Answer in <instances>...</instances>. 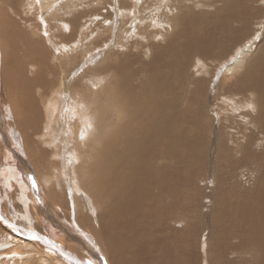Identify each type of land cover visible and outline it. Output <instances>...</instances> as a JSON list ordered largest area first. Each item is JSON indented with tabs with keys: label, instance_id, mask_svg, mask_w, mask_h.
I'll list each match as a JSON object with an SVG mask.
<instances>
[{
	"label": "bare ground",
	"instance_id": "1",
	"mask_svg": "<svg viewBox=\"0 0 264 264\" xmlns=\"http://www.w3.org/2000/svg\"><path fill=\"white\" fill-rule=\"evenodd\" d=\"M185 1L179 0V4L174 5L177 14L162 17V23H169L172 33L166 28L152 30L146 27L144 32L140 29L139 40L131 41L127 53L123 51L126 49L123 43L118 50L107 51L108 58L101 66L100 59L104 57L100 56L97 62L100 63L89 70L101 78L96 80L92 76L86 79L90 87L87 83L84 85L83 79L78 85H73L74 81L70 84L66 70L57 85L48 89L45 74L37 67L38 62L29 61L33 68L30 72L27 63L22 64L23 59L16 58L17 52H13L12 57L18 61L11 66L7 59L3 62L1 80L4 79V90L17 95L28 90L22 95L29 97V108L26 102L22 105V101L18 103L20 109L15 110L13 102L9 106L19 129L20 126L26 130L38 128L43 122L41 129H44L38 132V138L45 143L50 136L48 142L59 145L64 142L66 131L62 117L70 121V135L76 149L72 148L68 165L74 178L79 179V182L73 181L74 188L79 185L86 191V180H91V174L101 167L103 186L100 190L103 192L98 203L109 200L110 205L103 213H99L102 211L97 203L94 204L95 210L88 207L90 213L98 212V226L88 223L87 231L100 240L109 264H199L197 243L208 225L207 252L203 249L208 264H223L220 262L225 261V253L238 256L251 247L264 250V233L260 235L264 230H260V224L264 222V39L259 29L251 31L264 0H207L204 1L208 6L203 16L193 12L194 8ZM23 4L25 9L32 6L29 0ZM78 17L77 20L74 18V23L69 22L74 42H79L83 27L89 22V17ZM134 24L133 21L132 27L136 26ZM260 26L264 28V23ZM2 28L0 38L12 45L18 34L13 36V31L4 25ZM259 38L263 43L256 45ZM30 42L32 40L27 41L28 47L32 49ZM134 48H138V52ZM148 56H151L150 61L145 62ZM225 62V72L221 70L223 84L219 97L212 101L213 80ZM200 63L203 65L197 67ZM191 68H199L196 70L198 75L190 74ZM10 73L14 75L12 78ZM43 85L47 94H40V98L45 96L44 102L41 100V114L35 111L41 110L40 102L35 104L34 97L30 96L34 95V89L39 91ZM66 86L71 89L66 90L69 94L66 92L67 96H64ZM202 100L210 103V108L216 107L212 113L205 110V117L200 115V112L205 114L200 108ZM231 100L240 104L238 110L231 107ZM215 102L218 104H213ZM249 104L253 108L242 111L243 105ZM216 111L222 112L220 118ZM214 116L219 120L217 125ZM239 119L249 125L237 128ZM60 120V132H53ZM49 126H52L50 133L46 131ZM217 131L219 135L215 139ZM24 133L27 132H23L26 139ZM203 134L207 136L206 149ZM211 150L215 152L211 158L217 173L229 165L230 175L235 174L237 188L226 185L225 189L231 188L227 193L222 188L225 180L224 183L220 180L219 184L214 180L211 210L203 213L200 197L204 194L202 190L198 191L196 175L199 172L201 176L208 168ZM56 152L54 157L60 159L61 149L57 148ZM5 153L6 149H3V156ZM99 154L103 155L102 160L96 165ZM181 167L183 173H179ZM240 167H254L257 171L256 174L254 170H247L245 180L249 181L243 185L246 189L240 188L237 182L239 173L236 169ZM7 171L5 177L9 183L13 172L10 168ZM45 175L47 173H41L40 179ZM48 175L45 184L54 185L56 175L53 171ZM19 186L22 202H30L36 213L32 194L28 193L29 198H26L27 188L23 184ZM86 196L87 191L80 197L86 199ZM81 207L78 206V211ZM28 209L24 218L29 221ZM35 219L41 222L38 213ZM13 228L0 221V257L4 258L0 259V264H66L56 255L57 252L51 251L52 247H47L51 242L43 248L40 242L22 238ZM13 253L17 254L16 258L7 259ZM233 262L229 260L227 264H236Z\"/></svg>",
	"mask_w": 264,
	"mask_h": 264
},
{
	"label": "rangeland",
	"instance_id": "2",
	"mask_svg": "<svg viewBox=\"0 0 264 264\" xmlns=\"http://www.w3.org/2000/svg\"><path fill=\"white\" fill-rule=\"evenodd\" d=\"M24 1L0 0V27L1 25L2 27L4 25V27H7L11 32L13 31V36L18 34L17 38H14L12 45L8 41L0 38V216H3L4 221H7V224L16 228V231L18 230L17 232L22 238L27 239L32 235L38 236L39 239L37 241L40 242L43 248L46 247V243L51 242V245H47V247H52L50 248L51 251L55 254L57 252L56 255L66 264H87L88 259L92 261V264H105V261L107 262V264H109L100 240L94 235V233H90L89 231H87L89 230V228L87 227L88 223L98 226L96 222L98 212L95 211L90 213L88 207L89 209L94 208L92 210H95L94 204L97 203L99 204L98 208L100 209V211H102L99 213H103L104 210L110 205L109 200H104V204L103 202L101 204L98 203V200L101 201L100 194L101 192H103V190H100L103 186L100 176V173L102 171L101 167L99 166L97 168L99 170L91 174V180H86L87 182L85 183V185L87 184V198H81V194L86 193V191L84 190L83 186L80 187L79 185H77V187L75 186L74 188L73 181L76 180L79 182V179L77 177V179L74 178L72 173L73 171H70V166L68 165L69 154L71 151L73 152V150L76 149V143L72 142L73 140L70 135V121L65 116L62 117V123L65 125L66 131L64 133L65 138L63 137L64 142L59 144L60 146L58 144H53L54 146L50 144L48 142V140H50V136H48V139H45V143L41 141L40 138H38V132L44 129H41V126L44 125L43 122L39 123L38 128H28L26 130L19 125L21 128L19 129L16 124L17 118L12 113V111L10 112L9 106L13 102L12 106L14 105L13 107L15 108V110L20 109L21 106H19V104L22 101L21 104L23 105L26 102L27 107L29 108V106H31L29 97H24L26 94L22 95L28 90L19 92V95H17V93L15 94L14 92H10L9 90H4V79L2 78L1 80V71L3 70L4 66L3 62L4 59H7L9 61V66H11L13 62L20 60L19 58H22L23 61L21 63H27L26 68L29 72L33 70L29 61L33 60L38 62L37 67L39 69L42 68V73L45 74V82L48 89L57 85L59 79L63 77L62 73L64 74V71L66 70L68 72H66V74L68 75L67 80H69L70 84L74 81L73 85H78L79 83H82L83 79V83L85 85L87 83L86 79L88 80L92 76H94L96 80H99L101 78H99L98 75H94L93 72H90L89 68L99 64L100 61H102V63L99 66L104 64L103 62L106 61V58H108L107 53L111 52L110 50H112V48H117L118 50V48H121L123 46V43L126 44V47H124L126 49H124L123 51L127 53V49L130 46L131 41L136 42L137 40H139L138 35H140V29H142V31L144 32L146 27H150L152 30H164L166 28L169 33H172V29L168 25L169 23H162L164 21L162 17H165V15L173 16L177 14L174 5H178L179 0H29V2H32V6L30 9L24 8ZM204 1L207 2V0H186L185 2L188 6L194 8L193 12L199 14L200 16H203L204 11L207 8L206 6H208ZM261 1L260 5H262ZM260 8L261 11L258 14V19L254 21L255 25L252 26L251 31H254L253 28L259 29L260 33H262L261 38L264 39V28H260V25L264 23V6H260ZM207 11H213V9ZM77 14L78 16L89 17V22H87L88 20L86 19V22L88 24L83 27V32H81L82 34L80 35L79 42L76 41V43L74 42L75 39L72 37L73 35L72 31H70L71 26L69 22L74 23L77 20ZM59 18L65 22H61ZM56 19H58L57 23L54 24ZM133 21L135 22L136 26L132 27ZM2 27L0 28L1 33V29H4ZM68 27L69 30H67ZM134 34L135 38L137 39L133 38ZM1 36L3 35L1 34L0 37ZM261 38H259L260 40L256 42L257 44L253 43V45H259V43L261 42ZM26 40H32V42H30L32 49L29 48L30 46L28 47V43ZM141 40L143 41V39ZM262 43L263 41L261 42V44ZM93 44L94 46H96L97 44V46L94 47ZM137 49L138 48H134V51L138 52ZM13 52H17L16 58L18 60H16V58H13ZM24 56H27L29 58ZM100 56L104 58L100 59ZM150 58L151 56L145 57L144 61L149 62ZM98 59H100L99 63H97ZM226 63L227 62H225L222 66L223 68L221 67L218 70L217 75L213 80L214 89L211 91V95L213 94V96H211L212 101H216V99L219 97L218 94L223 84L222 77L226 69ZM201 65L203 64L200 63L197 67H200ZM80 68L83 72H81ZM196 70H199V68H191L189 70V73H196V75H198ZM221 70L223 71V73ZM31 75L32 74H30V76ZM13 76L14 75L10 73V77L12 78ZM84 76L87 77L85 78ZM122 83L124 87V82L122 81ZM87 87H90V82L87 83ZM47 88H45L43 85V88L39 91L37 89H34V95L32 97L30 96V98L34 97V100L36 101L35 104L40 102L41 110L39 109L40 111H38L35 109V111L37 112L41 113V111L43 110L41 103L44 102L45 96H42V98H40V94L42 93L43 95H46ZM69 89H71L70 86H66V89H63V91H65L64 96H67V93L69 91L66 90ZM122 93L124 94L125 92L122 90ZM72 95L73 94H71V97ZM213 104L217 105L218 102H215ZM239 106L240 104L236 103L234 100H231V107H235L238 110ZM243 106L245 107L242 111H250L248 105ZM200 108L203 109L204 112L205 110L207 112L208 109L209 113H212L214 110H216V107L214 106L210 108V103H208L206 100H202ZM7 112L10 113L6 114ZM206 112L205 114H202L200 112L201 117H205ZM216 113L219 116L218 118H220L222 112L216 111ZM214 119L216 121L215 125H217L219 123V120H217V117L215 116ZM247 125H249V123L245 122L244 119H239L237 121V128H241ZM61 127L62 125L60 120L53 132L59 133ZM22 131L27 132L24 133L26 135V139L28 138L27 140L24 138ZM46 131L49 133L52 132V126L47 127ZM114 131H116V129ZM31 135H33L32 138ZM114 135L115 134L113 133V136ZM218 135L219 133L217 131L216 134H214V138L218 139ZM203 138L205 140L204 146L206 149L207 136L203 134ZM58 141L59 140L57 139L56 143ZM213 142H215V140ZM57 148L61 149L62 151L60 159L54 157V152L57 154ZM3 149H6V153L8 155L6 153L5 154L8 157L6 155L3 156ZM214 153L215 152L211 150V154L208 155V168H205L203 170L204 173L200 176V173L198 172L196 175L198 177V182L196 184L199 186L198 191L202 190V193L204 194L202 198L199 196L201 199L203 213L210 212L209 210H211V190L215 188L214 180L217 181L218 184L220 183V180L222 182L223 180H225V183L223 182L224 187H222L224 189L226 185L227 187L237 188L234 179L235 174L231 173L230 175V172L232 171L231 168L228 167L229 165H227L226 169H222L221 173H217L216 169L213 166V161L211 158L212 156H214ZM102 156V154L98 155V157L96 158V165L101 162L102 158L100 157ZM111 161L112 160L110 158V162ZM9 168L13 172L11 173L12 175L9 176L10 179L8 182L10 184L6 182L5 177V174H7L8 172L7 169ZM247 170L252 172L254 170V172L257 174V171L254 167H240L236 169V171L240 174H238L237 182L239 184V187L243 189H246L244 187V184H246V181H249V179L245 180L246 178H248ZM51 171H53L54 175H56V181L54 180V185L49 186V184H45L44 181L48 180V174ZM183 171L184 169L183 167H181L179 173H183ZM223 171L224 173H222ZM242 171L245 172L242 173ZM41 173L42 175L47 173V175L40 179L39 175ZM255 173L253 175H255ZM244 174H247V176L244 177ZM19 184H23L25 186V189L27 188L26 191L28 192L26 193V198H29V193L30 195L32 194L31 196L35 199L37 209L36 213H38V215L41 217V222L35 219L36 213L35 211L33 212L30 202H22L20 196L21 189ZM227 187L225 190L228 193L231 188ZM52 195H54V197ZM81 205L82 207L79 208L80 211H78V206ZM27 209L29 211L27 212V214L30 216L29 221L24 218L25 211H27ZM213 224L216 225V222H213ZM260 225H262L263 227L264 222H261ZM262 227L260 228L261 231L264 229V227ZM208 228H210V225L206 226V232L203 234V238L201 236L197 243V250L199 252V264L206 261L207 243L209 242ZM263 233L264 230L260 235H262ZM250 237L251 235L247 236V238ZM44 240H46L47 242H45ZM203 249H206V252H203ZM248 249L243 251V254H239L238 256H229L227 253H225V261L220 263L227 264L229 260H232V263H234L233 261H235L236 264H261V262L262 264H264V250L260 251V249H253V247H251V249ZM101 257L103 259H101ZM205 264L208 263L205 262Z\"/></svg>",
	"mask_w": 264,
	"mask_h": 264
},
{
	"label": "snow or ice",
	"instance_id": "3",
	"mask_svg": "<svg viewBox=\"0 0 264 264\" xmlns=\"http://www.w3.org/2000/svg\"><path fill=\"white\" fill-rule=\"evenodd\" d=\"M248 107L250 109L253 108V106L251 104H249ZM0 221H4L3 216H0ZM4 222L7 223V221H4ZM13 230H15V228H13ZM29 239L38 240L39 237L38 236H31V237H29ZM16 256H17V254L13 253L10 257H7V259H14V258H16ZM0 259H4V258L3 257H0ZM101 259H103V258L101 257ZM87 264H92V261L91 260H88L87 261ZM105 264H107L106 261H105Z\"/></svg>",
	"mask_w": 264,
	"mask_h": 264
}]
</instances>
